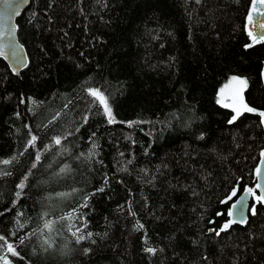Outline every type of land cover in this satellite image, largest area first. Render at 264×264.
<instances>
[{"label":"trees","instance_id":"trees-1","mask_svg":"<svg viewBox=\"0 0 264 264\" xmlns=\"http://www.w3.org/2000/svg\"><path fill=\"white\" fill-rule=\"evenodd\" d=\"M251 1H29L27 64L0 61V264H264V202L220 231L264 152L217 102L236 77L264 111Z\"/></svg>","mask_w":264,"mask_h":264},{"label":"water","instance_id":"water-1","mask_svg":"<svg viewBox=\"0 0 264 264\" xmlns=\"http://www.w3.org/2000/svg\"><path fill=\"white\" fill-rule=\"evenodd\" d=\"M30 0H0V48L3 49L2 55H0V61L5 64L8 71L12 76L18 77L19 73L25 68L27 64L26 54L22 45L18 42L16 36V25L15 20L20 16L23 10L28 6ZM17 6L19 8L18 14L16 12ZM251 13L253 19L249 20V14ZM264 4L260 3V0H252L250 4L249 11L245 18L244 28L246 33H253V36L257 37L256 40L253 39V36H249V43L245 46L246 48L260 45L264 41L258 42V38L260 35H264V28H261L260 25L264 24ZM15 52L17 56H21L24 58V63L20 64L12 53ZM260 81L262 88L264 89V64L260 70ZM98 98V97H95ZM247 112V111H246ZM264 112L260 110H255L253 112H247L249 115L255 116L258 118L260 127L262 132L264 133V117H262L259 113ZM257 169L260 171H256L255 175V191L257 195H260L261 192H264V156L261 155L259 159V163ZM257 184L261 187L257 188ZM250 199L251 196L247 192H242L238 194L231 204L229 210H233V205L238 201L243 200L247 207L244 210L243 217L246 220L247 215L250 211ZM230 219H234L239 221L241 216L234 215L229 217ZM244 223V222H243ZM241 224V223H238Z\"/></svg>","mask_w":264,"mask_h":264},{"label":"snow or ice","instance_id":"snow-or-ice-1","mask_svg":"<svg viewBox=\"0 0 264 264\" xmlns=\"http://www.w3.org/2000/svg\"><path fill=\"white\" fill-rule=\"evenodd\" d=\"M197 2H199V0H197ZM260 3L261 4H264V0H260ZM18 6H17V9H16V12L18 14ZM264 14V13H262ZM249 20H252L253 17L251 15V13L249 14V17H248ZM261 28H264V24H261L260 25ZM249 36H253V33L252 32H249L248 33ZM253 39L256 40L257 37L253 36ZM260 41H264V35H260L259 38H258V42ZM4 54L3 53V49L0 48V55ZM12 55L15 57V59L20 63V64H23L24 63V58L21 57V56H17L15 52L12 53ZM237 84H239L241 86L240 88V91L243 90L244 87L247 86V82L243 79H238L236 77L233 78ZM91 95L94 96V97H98L99 98V102L101 105H103V110H104V113L105 115L108 117V122L109 123H112L113 122V113H112V109L111 107L109 106L108 102L106 101L105 97L103 95H101L99 92L95 91V90H92L91 91ZM228 105L226 104L225 107H227ZM241 107L243 108L244 111H247V112H253L254 109L250 108V107H247L246 105H243V103L241 102ZM236 111V115H234L232 117V120L229 121V123H232L233 121H235L237 119V117L240 115V110L239 109H235ZM262 117H264V112H260L259 113ZM33 140H35L36 138L33 136L32 137ZM56 143L59 144L60 143V140L57 139L56 140ZM262 156H264V152L261 153ZM7 163V162H5ZM260 170L257 169V172H259ZM22 187V185H21ZM261 186L259 184H257V188H260ZM246 192L248 194H254L253 193V189H246ZM236 195V192L235 190L232 192V196H235ZM228 199H231V197H229ZM256 200L258 202H264V192H261L260 195L256 196ZM226 202V201H225ZM247 207V205L244 203L243 200H240L238 201L236 204L233 205V209H235L236 211L234 212L233 210H229L228 212V216L229 217H232L234 215H239L241 216V219L239 221L237 220H234V219H230L228 220L223 226L222 228L220 229V231H226L227 229H229L230 225L234 224V223H243L245 222L244 220V217H243V213H244V210L245 208ZM252 213L255 214V207L253 206L252 208ZM89 235H91V233H89ZM217 235H219V232H217ZM79 239H83V237H79ZM149 252H154L155 249H152V248H149L148 249Z\"/></svg>","mask_w":264,"mask_h":264},{"label":"rangeland","instance_id":"rangeland-1","mask_svg":"<svg viewBox=\"0 0 264 264\" xmlns=\"http://www.w3.org/2000/svg\"><path fill=\"white\" fill-rule=\"evenodd\" d=\"M239 79V78H238ZM241 86L236 83V81L233 78H230L219 90L218 92V100L217 102L219 105L222 107H225L227 104L228 106L225 108H230V109H241L240 108V102H241V93L240 91ZM253 196V200L256 201V196L255 194H251ZM7 251L12 253L13 249L8 246ZM2 264H6V260L2 258L1 260Z\"/></svg>","mask_w":264,"mask_h":264},{"label":"flooded vegetation","instance_id":"flooded-vegetation-1","mask_svg":"<svg viewBox=\"0 0 264 264\" xmlns=\"http://www.w3.org/2000/svg\"><path fill=\"white\" fill-rule=\"evenodd\" d=\"M242 102V101H241ZM241 102H240V108L241 109H239L240 110V112L241 111H243V108L241 107ZM243 103V102H242ZM244 105V104H243ZM233 110V109H232ZM234 111V113H236V111H235V109L233 110ZM256 186V185H255ZM257 194V193H256ZM251 196V195H250ZM258 196V195H257ZM252 202H254V200H253V196H251V199H250V206H251V204H252Z\"/></svg>","mask_w":264,"mask_h":264}]
</instances>
